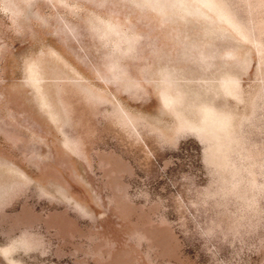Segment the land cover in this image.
Returning <instances> with one entry per match:
<instances>
[{
	"label": "rangeland",
	"instance_id": "rangeland-1",
	"mask_svg": "<svg viewBox=\"0 0 264 264\" xmlns=\"http://www.w3.org/2000/svg\"><path fill=\"white\" fill-rule=\"evenodd\" d=\"M0 264H264V0H0Z\"/></svg>",
	"mask_w": 264,
	"mask_h": 264
}]
</instances>
